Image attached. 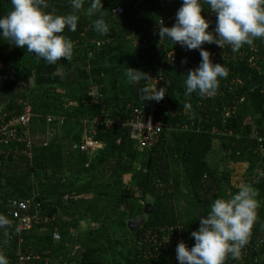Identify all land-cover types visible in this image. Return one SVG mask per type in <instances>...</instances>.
<instances>
[{"label":"trees","instance_id":"trees-1","mask_svg":"<svg viewBox=\"0 0 264 264\" xmlns=\"http://www.w3.org/2000/svg\"><path fill=\"white\" fill-rule=\"evenodd\" d=\"M89 4L90 0H84L77 30L69 32L66 26L63 33L73 44L72 57L52 65L65 67L94 58L107 61L108 72L70 85H36L11 97L0 111V115L11 117L29 107L43 120L48 114L64 116L58 135L55 126L47 143H34L32 158H2L0 216L9 223L0 228V255L14 262L21 248L40 257L33 264H178L175 249L160 245L161 239L152 241V256L144 257L138 243L144 233L182 226L183 238L191 247L194 239L190 233L199 226L197 217L207 213L214 199H228L246 183L255 191L258 203L248 239L250 252L241 260L226 256L224 264H264V141L259 140L264 139V40L255 39L251 46L245 44L236 52L226 45L228 56L210 59L226 69L235 68L227 70V77L218 78L215 94L186 96L183 75L198 66V50H178L176 61H167L164 68L112 66L118 56L156 42V26L160 19L165 26L168 23L172 0H102V8L92 17L85 14ZM49 5L46 11L56 14L72 11L68 0H49ZM117 6L124 10L121 15L113 13ZM202 6L201 14L206 16L210 11L207 5ZM11 10L10 0H0V15ZM99 16L109 25L106 35L93 30ZM213 28L210 24L208 31ZM202 47L207 48L208 43ZM173 48L167 40L166 60ZM252 57L259 68L252 66ZM43 62L6 38L0 39V89L23 81ZM127 68L147 75L161 71L168 80L156 120L169 129L148 149H141L122 124L133 118L134 108L150 102L140 99L147 79L130 82L125 76ZM92 88L97 95L95 103L91 101ZM70 90H76L75 96L71 97ZM242 96L244 102L225 118L224 112L234 108L232 102ZM65 97L77 98V103L64 108ZM99 118L102 121L92 125ZM105 120L112 122V127ZM92 126L94 141L102 144L100 149L91 154L68 147L81 144L87 127ZM213 152L219 154L215 161L209 159ZM236 164L243 165L245 173L234 181L231 171ZM34 194H38L35 201L41 203L42 216L48 220L20 231L9 212L10 202ZM66 195L68 200H64ZM147 203L152 204L148 211ZM143 212L144 223L131 229L128 222ZM55 229L60 240L53 239Z\"/></svg>","mask_w":264,"mask_h":264},{"label":"clouds","instance_id":"clouds-1","mask_svg":"<svg viewBox=\"0 0 264 264\" xmlns=\"http://www.w3.org/2000/svg\"><path fill=\"white\" fill-rule=\"evenodd\" d=\"M83 2L68 0L72 11L56 14L55 11H46L50 7L49 0H10L12 10L0 15V39L6 38L10 44L50 65L61 58L68 60L73 54V44L63 33L66 26L69 32L77 30L78 13ZM202 5H207L208 11L215 13V26L211 31L208 29L212 22L201 14ZM101 8L102 0H90L85 14L95 16ZM93 30L100 35L109 32L103 16L95 19ZM155 34L159 42L168 40L187 51H199L198 66L183 75L184 94L209 97L218 88V78L227 77L228 71L222 63H213L209 51L202 45L215 44L222 49L230 45L236 52L245 44L251 46L255 39L264 40V0H181L172 26H165L160 20ZM125 76L132 83L148 79L146 73L133 68H127ZM140 92V99L144 101L159 102L165 96L164 88L154 94L148 88ZM255 196L252 187L242 183L230 198L214 199L207 213L196 219L199 226L190 233L194 244L188 247L183 240L177 243L178 264H224L226 256L237 258L248 243L257 218ZM8 223L0 216V228ZM0 264H7L3 255H0Z\"/></svg>","mask_w":264,"mask_h":264},{"label":"built area","instance_id":"built-area-1","mask_svg":"<svg viewBox=\"0 0 264 264\" xmlns=\"http://www.w3.org/2000/svg\"><path fill=\"white\" fill-rule=\"evenodd\" d=\"M123 8L121 6H117L113 9V13L116 15H121L123 13ZM206 19L211 21L215 26V13L208 12L205 16ZM164 22L163 19H160ZM160 22V21H159ZM157 28V26H156ZM100 46V44H98ZM204 48V47H203ZM210 53V57L216 61L218 55L225 56L226 45L224 48H219L215 44H208L207 48H204ZM178 50H185L181 48L178 44L174 45V48L168 53L167 61L173 63L176 61V52ZM244 53V52H243ZM243 53L241 55H243ZM228 56V54H227ZM252 66L259 68V65L255 61V58L252 57L250 59ZM147 88L150 90V93H155L159 91L160 88H164V94L167 91V82L168 80L164 77L161 71L154 73L153 75H147ZM238 82H241L238 80ZM91 101L95 103L96 101V91L94 88L90 91ZM245 100V96H242L239 100H234L232 102L234 108H230L224 112V117H230L233 113H235L239 104H242ZM163 104L161 100L159 102L152 100L149 104L134 108V116L131 119H127L122 124L123 126L129 129V134L131 139H134L138 142L139 147L141 149H148L155 145L158 141L160 135L166 132L169 128L167 125L162 123L159 120H156L157 110ZM66 106V105H65ZM104 106V105H103ZM108 110L104 106L103 113H106ZM33 112L28 107L23 112L8 117L6 113H2L0 115V169L2 166V158L13 156V157H33V149L34 143L31 138V130L30 124L33 119ZM102 121V118H99L92 122V125L95 123ZM107 122L108 127H112V122L109 120H105ZM90 130V135H92L91 139L83 140L81 144L75 143L70 145L71 148L77 149L80 151H89L97 150L102 147V144L94 141L93 135H95L96 130L94 126ZM88 130V131H89ZM87 132V131H85ZM89 136V135H86ZM260 141H264V139L260 138ZM261 150L264 152V146L261 145ZM38 194H34L26 199H13L10 202V214L11 216L18 222V227L20 231H26L32 228L33 225L42 223L47 221L48 217L42 216V205L38 201H35V198ZM69 195L64 197V200H68ZM183 227L182 226H168L162 228L159 232L146 231L144 233V239L140 240L138 243L140 247H142V251L144 252V257L152 256L151 253V244H153V240L157 242V239L160 241L162 246L166 244L172 248H176V245L183 238ZM53 239L60 240L61 234L58 230L53 231ZM162 235V236H161ZM22 243V239L19 240ZM158 243V242H157ZM186 243V242H185ZM188 246V244L186 243ZM251 247V243H247L241 250L239 254V260L243 259L249 254V248ZM40 257L38 255H33L32 253L26 252L21 248H18L17 256L15 261H7V264H33V261ZM176 260V255H175Z\"/></svg>","mask_w":264,"mask_h":264},{"label":"crops","instance_id":"crops-1","mask_svg":"<svg viewBox=\"0 0 264 264\" xmlns=\"http://www.w3.org/2000/svg\"><path fill=\"white\" fill-rule=\"evenodd\" d=\"M177 3L178 5H181V0H172L171 7L169 8V16L168 21L170 18V14L173 17L175 15V12L172 11L174 4ZM177 9V8H176ZM171 10V11H170ZM174 10V9H173ZM171 12V13H170ZM171 23H168L170 25ZM166 24V26H168ZM170 27V26H169ZM159 41V38H157ZM166 42L165 40L163 43V53L161 54L160 58L154 59V56L158 55V51L156 50L157 46L155 45L153 48H148L145 52L146 55H148V59H144L141 57L138 58L136 63L134 65L130 64L129 62L134 59L135 55H132L131 52H127L124 56H118L117 60L114 59V61L111 63L113 67L117 64H122L123 67H136L138 66H146V67H152V68H164V66H167V60L165 58L164 50L166 49ZM158 44V42H157ZM149 50V51H148ZM144 54V53H143ZM144 54V55H145ZM133 57H132V56ZM131 56L130 59H128ZM142 59L144 60V63H142ZM118 63H115V62ZM108 63L98 61L94 58H89L88 60L77 63V65H69L65 66L66 70H63L65 67H55L54 65H50L48 63H44L40 65L37 70L32 75H29L26 79L23 81H20L16 84H13L11 86H6L0 89V111H2L7 101L13 97V96H20L24 92L30 90L36 85L39 84H47V83H60L61 85H70L74 82H77L79 80H90L92 81L94 77H98L100 75H105L108 72ZM169 66H172L169 64ZM235 68V67H234ZM232 67L227 68V70L234 69ZM34 81L30 87V85L26 88V83ZM76 92V91H75ZM20 102V101H19ZM77 103V98H74L73 101H70L65 97L64 102L62 103L64 108H68L69 106ZM66 105V106H65ZM28 108V107H27ZM34 117L32 119V122L30 124V130H31V138L33 143H39L44 142L47 143L51 137L53 136V129L56 126L57 135L60 132V124L62 121H64L63 114H48L45 117V120L41 118L40 114L33 113ZM90 128L87 127V130ZM75 264V262H73ZM77 264V263H76ZM128 264H132V262L128 261Z\"/></svg>","mask_w":264,"mask_h":264},{"label":"rangeland","instance_id":"rangeland-1","mask_svg":"<svg viewBox=\"0 0 264 264\" xmlns=\"http://www.w3.org/2000/svg\"><path fill=\"white\" fill-rule=\"evenodd\" d=\"M180 7V5H178L177 3H175L174 4V6H173V9H172V11H174L175 13H176V11H177V9ZM172 8V7H171ZM177 8V9H176ZM171 11V10H170ZM171 13V12H170ZM174 19H175V15L172 17L171 16V14H170V18H169V21H168V23H171L169 26H172V24L174 23ZM166 22V21H165ZM168 23H167V25H168ZM168 26V27H169ZM157 42H158V44H157ZM164 41H162V42H159L158 41V39L156 40V42L153 44V45H151V46H149V47H146L145 49H138V50H134V51H132V55H135L134 56V59L133 60H131L129 63L130 64H132V65H134L135 63H136V61L138 60V58L140 57V55H141V57L142 58H146V59H148V55H146L145 54V52H146V50L148 49V48H153L155 45L157 46V48H156V50L158 51V55H156V57L154 56V59L156 60V59H158V58H160V56H161V54L163 53V45H164V43H163ZM136 44H139L138 42L136 43ZM149 51V50H148ZM165 51V50H164ZM145 55H144V54ZM161 53V54H160ZM131 55V56H132ZM131 56H128L129 58L128 59H130L131 58ZM133 57V56H132ZM45 63H47V62H45ZM142 63H144V60L142 59ZM63 70H66V67L65 68H63L62 69V71ZM34 81H30V82H28V83H26V88L30 85V87H32L31 86V84L33 83ZM259 83V82H258ZM76 90H70V91H68V92H71L72 94H71V97L72 96H75V94L77 93V92H75ZM73 99V98H72ZM70 101H73V100H69V102ZM86 135H89V136H86ZM84 141L85 140H87V139H91V137H92V135H90V130L89 131H87V132H84ZM96 150H90V153L92 154L93 152H95ZM87 152H89V151H87ZM219 157V154H217L216 152H213L211 155H210V157H209V159L211 160V161H215V160H217V158ZM230 169H231V167H230ZM232 172V176H233V179H234V181H235V179L236 180H239L240 179V176H242V173H245V170H244V166L243 165H240V164H236L235 165V168L231 171Z\"/></svg>","mask_w":264,"mask_h":264},{"label":"water","instance_id":"water-1","mask_svg":"<svg viewBox=\"0 0 264 264\" xmlns=\"http://www.w3.org/2000/svg\"><path fill=\"white\" fill-rule=\"evenodd\" d=\"M68 147L70 148V144H68ZM151 206L152 204L151 203H147V207L149 209H147L146 207V211L150 210L151 209ZM146 217H145V214L144 212L141 213L139 216L131 219L129 222H128V226L131 228V229H137L139 228L145 221Z\"/></svg>","mask_w":264,"mask_h":264}]
</instances>
